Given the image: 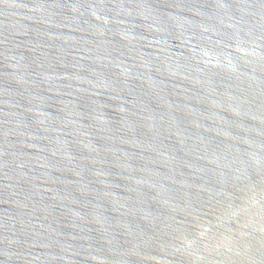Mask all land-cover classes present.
I'll return each mask as SVG.
<instances>
[{
	"label": "water",
	"instance_id": "obj_1",
	"mask_svg": "<svg viewBox=\"0 0 264 264\" xmlns=\"http://www.w3.org/2000/svg\"><path fill=\"white\" fill-rule=\"evenodd\" d=\"M0 264H264V0H0Z\"/></svg>",
	"mask_w": 264,
	"mask_h": 264
}]
</instances>
